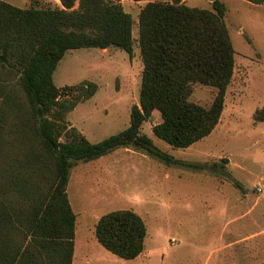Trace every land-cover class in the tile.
I'll use <instances>...</instances> for the list:
<instances>
[{
    "label": "rangeland",
    "instance_id": "1",
    "mask_svg": "<svg viewBox=\"0 0 264 264\" xmlns=\"http://www.w3.org/2000/svg\"><path fill=\"white\" fill-rule=\"evenodd\" d=\"M4 1L21 8L62 7L60 0ZM112 1L132 16V54L114 46L69 49L53 73L60 89L82 81L97 84L92 97L65 115L91 142L129 125L131 107L139 103L143 67L140 9L148 1L172 0ZM221 1L235 62L218 124L192 145L173 147L152 132L161 120L155 110L141 133L175 162L133 147L75 162L66 188L76 215L74 264H217L219 257L223 264L264 262V3ZM181 2L212 8L211 0ZM11 74L0 68V252H13L12 246L24 240L28 208L19 182L26 178L46 192L56 171L31 122L28 126L27 100L16 74ZM60 92L64 97V90ZM216 92L213 86L197 83L189 99L209 106ZM116 209L133 210L146 224L144 250L134 259L114 255L95 237L99 217ZM232 217L238 220L223 233ZM243 255L252 260L246 263Z\"/></svg>",
    "mask_w": 264,
    "mask_h": 264
},
{
    "label": "trees",
    "instance_id": "2",
    "mask_svg": "<svg viewBox=\"0 0 264 264\" xmlns=\"http://www.w3.org/2000/svg\"><path fill=\"white\" fill-rule=\"evenodd\" d=\"M76 1L60 0V8H21L0 0V68L9 76L16 74L29 107L28 126L31 122L56 168L46 192L26 178L19 182L28 208L24 240L12 246L13 252H0V264H72L76 215L66 188L75 162L95 160L119 147H133L166 163L175 162L169 154L155 150L152 139L141 133L143 122L158 111L161 120L152 127L153 134L173 147L186 148L208 136L223 111L235 62L223 19L224 2L211 0L212 8L207 9L181 0L148 1L138 15L143 63L139 103L132 105L126 128L98 142L88 140L65 115L92 97L97 84L82 81L60 89L53 73L69 49L114 46L131 55L133 20L112 0H78L74 8ZM197 83L217 89L209 106L189 99ZM61 90L65 92L62 98ZM94 234L114 255L134 259L144 250L147 227L137 212L116 209L99 217Z\"/></svg>",
    "mask_w": 264,
    "mask_h": 264
},
{
    "label": "crops",
    "instance_id": "3",
    "mask_svg": "<svg viewBox=\"0 0 264 264\" xmlns=\"http://www.w3.org/2000/svg\"><path fill=\"white\" fill-rule=\"evenodd\" d=\"M237 196L233 199V202H234V204H236V202H235V200H237ZM235 220H238V218L237 217H232V218H230V219H228L227 220V222H226V226H225V228H224V231H223V233H226L227 231H229V230H227L226 229V227L227 226H229L231 223H233V221H235ZM235 231L234 230V228H232V229H230V231ZM74 253H75V238H74V250H73V257H72V264H74ZM211 254V252L208 254V256H207V258H206V262H208L209 260H208V258H209V255ZM242 259L243 260H245L246 261V263H248L249 261H251L252 260V258H248V256H242ZM217 264H223L222 262H221V258L219 257L218 258V261H217Z\"/></svg>",
    "mask_w": 264,
    "mask_h": 264
}]
</instances>
